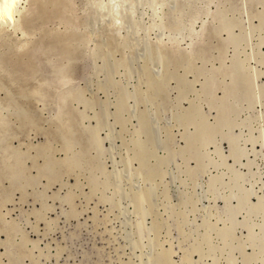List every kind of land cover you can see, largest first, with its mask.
I'll use <instances>...</instances> for the list:
<instances>
[{"label":"rangeland","instance_id":"1","mask_svg":"<svg viewBox=\"0 0 264 264\" xmlns=\"http://www.w3.org/2000/svg\"><path fill=\"white\" fill-rule=\"evenodd\" d=\"M19 6L0 264H264V0Z\"/></svg>","mask_w":264,"mask_h":264},{"label":"bare ground","instance_id":"2","mask_svg":"<svg viewBox=\"0 0 264 264\" xmlns=\"http://www.w3.org/2000/svg\"><path fill=\"white\" fill-rule=\"evenodd\" d=\"M110 1V0H109ZM165 1V0H164ZM133 2H134V0H133ZM159 2V1H158ZM99 3V2H98ZM112 3V2H111ZM137 3V2H136ZM156 3H157V1H156ZM160 3H163V1L162 2H160ZM159 4V3H158ZM157 4V5H158ZM20 0H15V3L13 4L12 2H11V0H8V3L6 4V5H0V10H2L3 11V15L5 16V18H3V19H0V24H1V26L2 25H16L17 24V17H16V14H18L19 12H20ZM100 5H102V4H100ZM137 5V4H136ZM138 6V5H137ZM159 6V5H158ZM160 6H162V5H160ZM96 7V9H97V6H95ZM102 7V6H101ZM135 7V6H134ZM108 8H109V6H108ZM139 8V7H138ZM161 8V7H160ZM137 9V8H136ZM157 9V8H156ZM130 10V9H129ZM157 11V10H156ZM101 13V12H100ZM105 13V12H104ZM99 14V13H98ZM106 14V13H105ZM157 14V13H156ZM8 16H10V17H12V19H7L6 17H8ZM152 17V16H151ZM111 19H113V18H111ZM110 19V20H111ZM114 20V19H113ZM194 26V25H193ZM7 27V26H6ZM187 27V26H186ZM193 28V27H192ZM19 29V28H18ZM189 29H191L190 27H189ZM182 30V29H181ZM16 31V30H15ZM194 31V30H193ZM194 33V32H193ZM189 34V33H188ZM25 35V34H24ZM180 35V34H179ZM182 35V34H181ZM191 35V34H190ZM199 35V34H198ZM193 40V39H192ZM192 42V41H191ZM191 42H189V44H191ZM196 49H198V48H196ZM190 52V51H189ZM169 57V56H168ZM153 104V103H152ZM50 139V138H49ZM37 145V144H36ZM6 163V162H5ZM149 196V195H148ZM231 214V213H230Z\"/></svg>","mask_w":264,"mask_h":264},{"label":"snow or ice","instance_id":"3","mask_svg":"<svg viewBox=\"0 0 264 264\" xmlns=\"http://www.w3.org/2000/svg\"><path fill=\"white\" fill-rule=\"evenodd\" d=\"M11 2L14 4L15 0H11ZM8 3V0H0V5H6ZM5 18V16L3 15V11L0 10V19ZM7 19H12V17L8 16L6 17Z\"/></svg>","mask_w":264,"mask_h":264}]
</instances>
